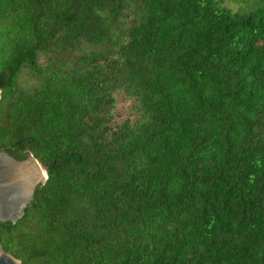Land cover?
<instances>
[{
    "label": "trees",
    "instance_id": "16d2710c",
    "mask_svg": "<svg viewBox=\"0 0 264 264\" xmlns=\"http://www.w3.org/2000/svg\"><path fill=\"white\" fill-rule=\"evenodd\" d=\"M8 148L20 264H264V0H0Z\"/></svg>",
    "mask_w": 264,
    "mask_h": 264
},
{
    "label": "water",
    "instance_id": "95a60500",
    "mask_svg": "<svg viewBox=\"0 0 264 264\" xmlns=\"http://www.w3.org/2000/svg\"><path fill=\"white\" fill-rule=\"evenodd\" d=\"M47 174L31 153L0 150V222L15 223L36 196ZM0 264H20L0 245Z\"/></svg>",
    "mask_w": 264,
    "mask_h": 264
}]
</instances>
